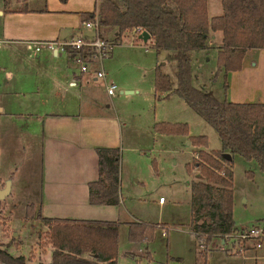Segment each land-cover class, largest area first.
Returning a JSON list of instances; mask_svg holds the SVG:
<instances>
[{"label":"rangeland","instance_id":"1","mask_svg":"<svg viewBox=\"0 0 264 264\" xmlns=\"http://www.w3.org/2000/svg\"><path fill=\"white\" fill-rule=\"evenodd\" d=\"M2 5L0 0V7ZM208 5L210 17L223 13L222 0H208ZM22 6L21 0H13L6 5L15 9ZM138 35L134 30L124 33L122 41L114 44L113 57L103 61L108 79L118 85L113 101L103 97L105 104H109L112 111L116 108L128 129L135 131V139L127 140L120 148V192L128 209L145 221L140 224L151 227L150 238L135 245L136 248L140 247V255L131 258L124 252L126 255L121 256L120 264H264V237L258 239L261 247H256V240L246 242L247 250L243 255L235 252L237 245L231 244L233 249H228V246L223 248L221 237H214L207 244L192 231L191 184L202 176L194 166L191 169L189 167L193 165L194 159H199V150H221L222 140L215 128L180 96H160L155 87L157 66L160 65L164 74L170 75L176 87V52L164 49L157 53L151 41L135 42L136 38L139 39ZM210 35L213 46H210L208 56L203 50L193 53V74L199 85L218 100L230 101L231 80L225 79L224 70L218 72V53L216 46L214 47L219 41L222 42V33ZM106 36L114 42V31H108ZM7 51L8 55L4 54L5 57H19V51L13 48ZM1 54L3 53H0V57ZM8 61L10 64L14 63V60ZM75 62L73 68H80V64ZM245 62L248 65L258 62L257 52H247ZM19 63L21 62L18 60L16 64ZM93 67L99 68V65ZM1 79L4 86L11 88L3 73ZM102 88L107 91L105 87ZM122 90L131 92L122 93ZM161 123L186 124L188 134L161 133L155 128L156 124ZM5 130L2 129L1 133ZM196 136H206L207 147L196 146L189 141L190 137ZM7 139L9 140V136ZM4 141L3 138L2 142ZM2 147L4 155L0 158L3 156V167L8 170L16 155L14 146L11 141H7ZM20 154L21 157H27L26 152ZM20 161L27 162L22 159ZM19 173L23 175V180L19 182L21 185L18 186L21 191V188L25 190L29 175H26L27 170L24 172L21 169ZM0 176L3 177L1 174ZM233 185L234 219L237 227L242 229L259 226L264 229V171L255 160L236 154ZM4 186L1 185V188ZM23 192L16 199L18 202L15 199L7 200V197L1 200L0 243L14 256L24 255L29 259V264H36L41 260V250L50 247L51 243L47 235H43L48 233L45 225L39 219L27 215L28 205H24L26 197ZM160 197L165 198V204H160ZM34 210L36 214L39 211L37 208ZM129 232L130 226L122 227L121 250L131 248L127 240ZM201 243L206 244L205 250ZM147 252L150 254L147 255Z\"/></svg>","mask_w":264,"mask_h":264},{"label":"crops","instance_id":"2","mask_svg":"<svg viewBox=\"0 0 264 264\" xmlns=\"http://www.w3.org/2000/svg\"><path fill=\"white\" fill-rule=\"evenodd\" d=\"M2 4L0 156L4 155L2 144L7 141L13 143L16 155L8 170L3 167V156L0 158V174L3 176H0V189L10 179L11 188L7 200H16L24 191V205L27 207L33 204L45 217L118 222V262H122L124 252L131 258L139 256L140 247L136 248L135 245L140 242L130 241L128 233L127 240L131 248L121 250L122 227H129L132 222H145L128 209L123 196L118 205L90 203L89 183L99 178L96 148H122L127 140L135 139V131L128 129L117 109L112 111L111 106L105 104L104 96L112 101L115 98L102 88L107 89V82L110 81L108 72L107 79L102 80L95 73L96 68L93 66L96 64H91L89 72H82L79 67L73 68L75 60L67 53L52 50L45 45L37 50L34 44L91 39L94 32L83 22L87 19L85 13L95 11L97 0H28L27 11L8 8L4 0ZM220 45V41L214 45L217 53ZM210 46L213 45L209 41V47L203 50L207 56ZM10 48L19 51V57H5L4 54L8 55L7 50ZM253 50L257 52L258 62L248 65L244 59L242 70L228 73L232 102L264 103V48L249 51ZM113 54L112 51L109 58ZM8 60H14V63L10 64ZM18 60L21 63L16 64ZM2 73L11 88L2 83ZM158 93L160 96L166 95L165 92ZM2 129H6L5 132L1 133ZM207 151L211 150L207 148ZM25 152L27 157H21L20 153ZM20 159L27 162L21 163ZM21 169L24 172L27 170L29 179L25 190L21 188L20 191L19 182L23 180V175L19 173ZM45 228L49 230L46 225ZM53 250L52 245L41 250V260L36 264L51 262Z\"/></svg>","mask_w":264,"mask_h":264},{"label":"trees","instance_id":"3","mask_svg":"<svg viewBox=\"0 0 264 264\" xmlns=\"http://www.w3.org/2000/svg\"><path fill=\"white\" fill-rule=\"evenodd\" d=\"M21 1L19 10L27 11L28 0ZM222 6V14L210 17L208 0H97L95 11L85 13L91 19L98 12L102 36L114 30V44L122 41L124 33L140 27L150 33L157 53L164 49L176 52L177 86L158 65L157 92H165L164 97L180 96L215 128L223 144L221 150H199V159H194L189 167L194 166L203 177L191 184L190 226L207 244L214 237L238 230L234 219V156L255 160L264 171V103L220 101L200 86L193 74V53L209 47L211 33L222 32L218 72L224 70L226 80L229 72L242 70L249 50L264 48V0H222ZM138 41L142 40L136 38ZM89 50L81 52L87 54ZM155 128L166 134H188L186 124L161 123ZM190 141L196 146L208 144L206 136L190 137ZM96 151L99 178L89 183L90 203L118 205L121 150L97 147ZM34 209L33 204L28 205L27 215L48 226L47 238L54 247L51 262L39 264H120L118 222L50 218L43 216L41 210L36 214ZM129 226L130 241L150 238L151 227L138 222ZM28 262L24 255L14 256L0 243V264Z\"/></svg>","mask_w":264,"mask_h":264},{"label":"built area","instance_id":"4","mask_svg":"<svg viewBox=\"0 0 264 264\" xmlns=\"http://www.w3.org/2000/svg\"><path fill=\"white\" fill-rule=\"evenodd\" d=\"M83 24L92 29L94 32V36L90 39L77 38L66 42L57 43L54 41H46V42H35V48L40 50L42 46H47L52 50L61 51L70 55L78 64H80V69L82 72H89L91 69V64H98L99 68H96L95 73L98 78L107 79V72L103 67L104 59L108 58L114 48V42L110 41L106 37H103L100 29V22L98 17V12L96 11L95 16L91 19H86ZM134 32L141 33L142 28H136ZM90 49L88 53L83 54L81 50ZM89 59V60H88ZM107 92L110 96L116 95V90L118 85L113 82H107ZM165 198L160 197V202H164ZM264 229L259 226H254L252 228H238L235 232L224 235L222 238L223 248L224 246L228 249H233L231 244L237 245L235 252L238 254H243L246 252L247 247H245V243L251 240L260 239L264 237ZM256 247H261V242H257ZM202 249H206V244L201 243ZM245 257V256H244Z\"/></svg>","mask_w":264,"mask_h":264},{"label":"water","instance_id":"5","mask_svg":"<svg viewBox=\"0 0 264 264\" xmlns=\"http://www.w3.org/2000/svg\"><path fill=\"white\" fill-rule=\"evenodd\" d=\"M139 39L142 40L143 42H148L151 39V35L148 31H142L141 33H139L138 35ZM131 92V91H126ZM228 158H231L230 154H227ZM198 177L200 176V174L197 175ZM10 188H11V182L7 181L5 188L0 189V200H3L7 197V195L10 193Z\"/></svg>","mask_w":264,"mask_h":264}]
</instances>
